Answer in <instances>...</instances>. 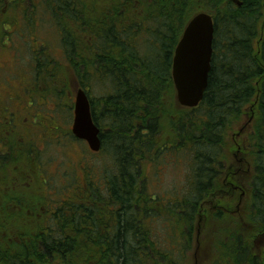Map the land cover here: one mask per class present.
<instances>
[{
    "label": "trees",
    "instance_id": "16d2710c",
    "mask_svg": "<svg viewBox=\"0 0 264 264\" xmlns=\"http://www.w3.org/2000/svg\"><path fill=\"white\" fill-rule=\"evenodd\" d=\"M9 11L18 13L21 35L40 39L35 47L22 40L11 48L13 64L23 58L22 48L33 53L31 77L25 74L19 87L39 98L36 106L53 100L52 116L62 127L60 137L34 143L0 130V264H189L203 208L221 173L227 129L248 105L254 120L264 117V0H0V35L16 37L5 27L13 21ZM199 11L213 17V53L203 99L187 108L175 99L171 63L186 23ZM69 75L86 91L100 129L95 153L110 158L101 166L89 162L98 172L95 183L84 171L71 184L56 177L59 164L73 158L72 143H86L62 122L74 104L64 106ZM91 83L104 87L97 99L87 89ZM8 96L0 90V119L13 115L7 114L13 110ZM14 116V126L32 137L25 115ZM254 120L251 154H261V165L264 122H258L259 143ZM53 144L64 147V156L41 161L40 152ZM175 153L187 166L183 185L153 192L145 167H156L166 155L175 164ZM252 205L251 223L263 220L264 188L253 192ZM220 242L212 264H249V247L238 231Z\"/></svg>",
    "mask_w": 264,
    "mask_h": 264
},
{
    "label": "rangeland",
    "instance_id": "374dc122",
    "mask_svg": "<svg viewBox=\"0 0 264 264\" xmlns=\"http://www.w3.org/2000/svg\"><path fill=\"white\" fill-rule=\"evenodd\" d=\"M17 14L18 13L15 14L13 11H9L8 16H12L13 21L6 24L5 27L8 31H15L18 35L16 37H13L12 35L8 37L0 35V90L7 89L9 93L8 107H12L13 110L7 112V114L13 113L14 115L15 113L14 117L16 118L19 115V110H23L26 123L30 125L29 130L33 131L34 134L32 137H29V134L23 133L19 127L14 126L17 120L13 118V115L12 117L0 119V130L4 135H10V138L17 136L20 137L22 135L25 142H30L31 140L33 143L41 140L43 136L52 137V139L54 136L60 137L59 129L62 126L55 118H53L51 111V108L54 106V101L46 99L43 101V103H48L47 105L36 106V104L39 102V98L34 96L30 90L23 92L22 87H19L20 82H22V80H26V78H24L25 74L28 77H31L30 73L33 70V65L30 55L33 53L31 49L22 48L21 53L23 58H20L19 56H17L18 58L15 57V59L18 61H16V64H13L12 50L14 49L11 48H19L21 46L22 40L32 43V46L35 47L36 44L39 43L40 39L36 37L37 33L34 34L35 36L26 33L24 35L20 34V18ZM42 35L48 38L50 45H55L58 47L56 42H50V36L48 34L45 36V33L40 32V37ZM56 51L57 49H54V53H56ZM19 52L20 51H17L18 54H20ZM59 56L60 52H57L56 57L59 58ZM69 79H71L68 85L70 88L69 93L67 92L64 94L66 97L65 101H67L66 103L64 102L66 104L64 105L66 106L65 108L71 107V102H74L75 90L77 88L70 75ZM87 89L94 99H97L104 93V87L101 85L96 86L89 84ZM250 109L251 107L248 105L243 112L239 123L232 122L233 125L231 128L227 129L225 133L224 146L222 148V157H224L225 161V168L223 169L222 173L226 175L227 169H229L231 172L238 171L240 178L238 175L234 176L235 180H241L242 188L246 191L245 199H243L242 202L239 201V193L241 191L238 189L232 191L231 186L228 183H225L224 179L221 181V178H216L213 193L210 195L212 200L209 198L207 204L203 208L204 212L202 215L204 218L202 219V216L200 217L199 226L197 228L196 235L193 238L194 242L192 243L191 250L188 252L190 260L189 264H210L213 259L218 258L220 254L216 249L218 248L219 243H221L220 240H222V236L224 234H226V236H230L232 232L238 231V233H241L245 236L246 242L252 240L257 234V231H254L253 227L249 226L252 224L248 217V209L246 208L244 211V201L246 204L248 201V180L251 179L252 172H247L246 176H244V172L245 170L247 171L248 167L247 165L244 166V164H240L238 161V159L241 158L242 153H246L247 160L250 163L252 161V158L250 157L252 147L250 133L253 126V111ZM24 115L21 117L19 116L18 118L23 119ZM72 119L73 109L70 108L68 113L64 114L62 122H64V124L68 122L70 127ZM249 120V127H246L244 131H242L241 127ZM5 126L8 128L14 126V130H6ZM72 144L73 150L70 151L69 155H71L73 158H65V160L59 164V170L56 172V177L63 175L62 179L65 178L64 184H71L74 180H77V176L80 175L79 173L82 174L84 171L85 174H87V177L89 175L90 181L92 183L97 182L98 172L90 167L89 162L92 165L97 166L109 164V155L104 151L99 153L92 152L84 142ZM0 146L2 147V144H0ZM239 147H241V149ZM44 148L45 146L43 145V149ZM63 148L64 147H55L54 144L49 146L47 150L45 149V151L40 152L39 156L41 161L44 162L46 159L51 157L55 159L57 158L58 160L61 159V157L64 156V154H62V151L64 150ZM83 154L86 155L83 156ZM77 155L78 157L74 158ZM35 158L36 155H34V159ZM159 158L160 156L158 159ZM173 161H175L176 165L171 162V157L166 155L164 161L162 162L161 159V161L157 163L156 167L151 168L150 165L145 167V174L150 182L149 187L151 186V190L153 192L156 190L165 191L176 183L178 186L183 185L187 172V166L185 164H180L181 158L178 153H175ZM51 169V164H49L45 171V176L47 178H50L51 172L53 171H51ZM251 170H253V164L251 165ZM244 178L245 182L243 184ZM234 183L236 184L235 181ZM259 249L264 250V246L261 244Z\"/></svg>",
    "mask_w": 264,
    "mask_h": 264
},
{
    "label": "water",
    "instance_id": "95a60500",
    "mask_svg": "<svg viewBox=\"0 0 264 264\" xmlns=\"http://www.w3.org/2000/svg\"><path fill=\"white\" fill-rule=\"evenodd\" d=\"M214 31L213 17L199 11L188 20L174 48L171 78L175 99L182 107H196L203 99L211 69ZM71 132L85 141L91 151L100 150V129L92 119L89 97L80 87L75 90Z\"/></svg>",
    "mask_w": 264,
    "mask_h": 264
},
{
    "label": "flooded vegetation",
    "instance_id": "af4514ba",
    "mask_svg": "<svg viewBox=\"0 0 264 264\" xmlns=\"http://www.w3.org/2000/svg\"><path fill=\"white\" fill-rule=\"evenodd\" d=\"M254 116H255V114L253 113V116H252L253 120H254ZM258 122L259 123L264 122V117H262L260 115L258 118H256L254 120V123L256 125V131L258 132V136L256 138V141L260 143L261 140H260L259 135L261 133L262 128L261 127L258 128ZM248 123L250 124V120L241 127L242 131H244V129L247 127ZM239 148L241 149V147H239ZM250 155H251L250 157L252 158V161H253V162L251 161V163L253 164V170H251L252 164L247 160V157H246L247 155L245 153H242L241 158L238 159L240 164H244V166L247 165V167H248L247 171L245 170V172H244V176H246L247 172H250V171L252 172L251 179L248 180V196H247L248 201H247V204L244 201V208H245L244 211L246 210V208L248 209V217H249L250 209H252V207H253V205H252V194H253V192H260V190L262 188H264V178H263L264 177V164L260 165L258 162L260 160V158H262V156L259 153L250 154ZM224 162L225 161L221 162V164H222L221 173L223 172V169L225 168ZM226 172H227L226 175L224 173H222V174L220 173V175L217 176V178H221V181H222V179H224L225 183H228L231 186L232 191H234L236 189L240 190L241 192L239 193V197H240L239 201L242 202V200L245 199L246 191H245V189L242 188L241 180L240 179L235 180L234 175L239 176L238 171L231 172L229 169H227ZM239 178H240V176H239ZM234 181L236 182V184L234 183ZM244 182H245V178L243 179V184H244ZM214 187H215V185H214ZM214 187L212 188V193H213ZM209 198L212 200V197H209ZM208 199H207V201H208ZM255 204L256 203H254V205ZM258 204L261 205L262 203L259 202ZM224 206H225V204H224ZM257 219L258 220H255L254 223H251L252 225H249V226L253 227L254 231H257L256 236H254L252 240L247 241V246L249 247L247 258L249 259V264H264V250L259 249L261 244H262V246H264V219L263 220H261V218H257ZM247 226H248V224H247ZM249 226H248V228H249ZM240 236L242 237V242L244 244L246 241L245 236L242 235L241 233H240ZM243 244H242V247H244ZM239 253L241 254L240 260L244 263L245 248H243L242 251H239ZM226 260L228 262H231V259L229 256L226 257ZM210 264H212V261L210 262Z\"/></svg>",
    "mask_w": 264,
    "mask_h": 264
}]
</instances>
